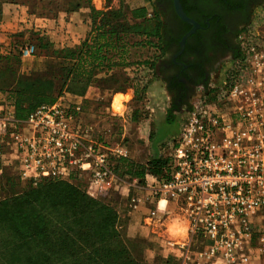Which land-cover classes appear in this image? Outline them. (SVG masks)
Masks as SVG:
<instances>
[{"label": "built area", "instance_id": "1", "mask_svg": "<svg viewBox=\"0 0 264 264\" xmlns=\"http://www.w3.org/2000/svg\"><path fill=\"white\" fill-rule=\"evenodd\" d=\"M16 47L21 58L35 55L33 45ZM142 68L130 67L134 76ZM123 104L105 111L125 120ZM181 115L178 134L158 146L167 161L162 175H150L147 186L156 207L149 217L172 205L187 222V232L207 240V255L216 264H246L241 253L254 238L264 256L262 43L242 51L221 83L200 86ZM118 157H125L123 148L86 122L82 103L67 93L23 119L13 103L0 102V187L9 172L21 186L31 187L45 179L72 182L86 176L103 192L115 176Z\"/></svg>", "mask_w": 264, "mask_h": 264}, {"label": "rangeland", "instance_id": "2", "mask_svg": "<svg viewBox=\"0 0 264 264\" xmlns=\"http://www.w3.org/2000/svg\"><path fill=\"white\" fill-rule=\"evenodd\" d=\"M60 4L61 8L69 10L74 6H81L87 14V33L83 39L75 34H64L54 29H37L26 27V32L30 31V37L21 36L22 39H18L19 44H31L34 45L36 54L34 57L21 58L18 55L12 57L13 62H8L6 68H0V102L7 101L13 102V97L16 96L19 99H32L35 97L36 103L41 98L50 100L63 93L68 92V89L64 86L66 82L65 75L67 70L70 72L81 71L84 68H90L88 64L82 60L85 58L84 47L82 43L84 40H88L89 44L101 45L102 50L106 52V61L109 65L119 67L122 62L126 63V71H119L107 77V83L112 86H126L133 94L131 99L127 102L128 113L127 118H133L134 123H129L127 130L133 133L137 130V124L144 120H149V132L153 135L152 140L148 144L139 142L136 137L131 141L129 136H126V141L129 145H132L140 153V157L134 159H128L127 157L115 158L120 160H126L132 162V164H144L147 160L153 158L158 153V146L166 143L173 136L177 135L181 125V121L185 115H181L183 110H177L172 107L170 97L167 95L164 89V82L160 80L159 76L154 73V67L157 64V59L160 58L162 52L160 46L163 42L155 38L153 35L145 37L143 33L138 35L128 29L129 25L132 26L134 22H142V18H132L131 12L133 10H145V23L139 28L145 26V32L153 30L156 21L164 19L161 10H158L153 4L152 0H54ZM102 6L99 10H96L93 5ZM169 9V8H168ZM2 10V7H0ZM170 15V10H166ZM141 13V11H139ZM30 20V16H28ZM32 29V30H31ZM140 29H138L139 31ZM164 28L161 26L160 31L163 32ZM143 32V30L141 31ZM144 32V33H145ZM163 37V36H162ZM149 42L155 44L152 46ZM239 42V54L236 58L242 57V51L245 53L249 50V45L253 43H262L264 47V5L257 7L252 14V19L248 26L245 27L238 37ZM244 42L241 47V43ZM81 54L80 62L78 63L75 54ZM65 55V58L60 60L59 55ZM83 56V57H82ZM34 58V59H33ZM231 60L226 64L220 66L217 70L212 72L208 82L203 85L217 84L223 81V74L226 69L235 65V61ZM35 61L33 62L32 61ZM89 60V59H85ZM113 62V63H112ZM147 63H153V67H150ZM120 63V64H119ZM45 64L44 69H38L40 65ZM135 64H143L145 68L140 69L134 76L130 67ZM84 77L78 75L74 78V82L81 88L84 83ZM198 88L195 95L197 94ZM19 94H25L22 98L17 96ZM73 94V93H72ZM194 95V96H195ZM193 96V97H194ZM29 100L27 102H29ZM192 100V99H191ZM28 104V103H25ZM190 105V104H189ZM105 106H98L93 111H90L88 106V116L84 110L85 120L88 123L96 125V130L101 132L106 141L113 142L112 135H117L120 131L119 120L117 117H109L105 111ZM167 114H171L173 121L170 123L165 122ZM92 117H90V116ZM121 120V119H120ZM122 122V121H121ZM112 127L115 131L110 134L108 129ZM114 163V162H113ZM130 170L128 161L118 164L117 170L114 172L118 177H127ZM129 179H132L129 177ZM81 182V187L86 192L98 197L99 199L110 202L119 214V225L122 234L124 245L130 251L129 245L132 238V225L130 223V207L126 202L115 203L110 201L105 192L99 191L95 186L90 184V179L86 176L78 177ZM21 188H2L0 187V198L10 194L11 192L20 191ZM261 222L262 219L257 220ZM255 243V238L252 239ZM195 244L207 246L208 242L202 236H199L198 241ZM131 253V251H130ZM132 254V253H131ZM207 254V251H206ZM260 255V254H259ZM133 257H135L132 254ZM137 258V257H135ZM207 258V256L205 257ZM140 259V258H138ZM146 264H180L178 260L173 258H166L159 263H150L146 260L140 259ZM203 262V261H202ZM200 264H205L204 262ZM185 264H193L188 259Z\"/></svg>", "mask_w": 264, "mask_h": 264}, {"label": "trees", "instance_id": "3", "mask_svg": "<svg viewBox=\"0 0 264 264\" xmlns=\"http://www.w3.org/2000/svg\"><path fill=\"white\" fill-rule=\"evenodd\" d=\"M131 16L134 19L142 18V22H134L128 29L138 32V35L143 33L145 37L153 35L162 41L159 20L155 22L152 32H145V26L139 28L147 21L145 10H133ZM149 43L155 46L152 42ZM18 45L17 41L10 43L9 55L19 56ZM82 45L85 46V58L82 61L89 63L90 68L79 72L67 70L65 75L64 86L74 94H82L97 71L106 72L116 65L106 62L109 59L101 45L89 44L88 40H84ZM36 50L35 48V54ZM160 51L162 52V46ZM80 56L79 52L75 54L78 63ZM4 57L0 56V59ZM65 57L66 54L58 56L60 60ZM144 63L154 66L151 62ZM123 64L126 63L121 65ZM78 75L85 78L81 88L74 82ZM19 95L22 98L25 94L17 93L18 97ZM58 96L50 100L41 98L38 103L35 97L29 100L14 96L12 103L17 118L23 119L36 106L52 102ZM173 120L168 114L165 122ZM152 137L150 134L149 139L152 140ZM120 159L113 160L114 172L118 164L127 160L130 170L126 173L139 182L147 174L157 177L162 175L167 161L159 152L144 164H132L128 159ZM1 187H16L21 190L0 198V264H146L133 257L124 245L119 214L113 204L86 192L78 178L72 182L45 179L31 187L21 186L16 177L8 172L4 175Z\"/></svg>", "mask_w": 264, "mask_h": 264}, {"label": "crops", "instance_id": "4", "mask_svg": "<svg viewBox=\"0 0 264 264\" xmlns=\"http://www.w3.org/2000/svg\"><path fill=\"white\" fill-rule=\"evenodd\" d=\"M93 6L96 10L102 7L99 4ZM0 7H2L0 10V56H5L0 59V67H6L8 62H13L12 55L3 54L2 51H9L10 43L18 42V39H22L21 36L30 37L31 32H26V27L34 28V30L54 29L64 34H75L83 39L86 37L87 14L79 5L66 10L54 0H0ZM44 67L45 64H42L38 69L42 70ZM119 71H126V64L110 68L106 72L97 71L82 94H67L71 99L82 103L86 116L89 114L88 106L90 111L102 105H111L113 110H116L120 108L121 101H124L123 105L126 108L133 93L124 85L112 86L106 81L107 77ZM117 118L120 121V131L117 135L111 136L114 139L112 143L123 148L125 158L140 157L137 149L126 141V136H129L131 141L136 137L139 142L148 144L150 141L149 120L140 121L136 126L137 130L131 133L127 130V126L130 122L135 124L133 118L129 117L127 121ZM113 119L116 118L113 117ZM108 131L110 136L115 128L110 126ZM150 181L149 174L145 175L142 182L136 178L129 179L126 175L124 177L115 175L104 191L110 201L127 202L130 207V223L133 228L129 245L131 253L150 263H159L170 257L178 260L180 264H185L187 259L193 264H200L202 261L205 264H216L206 254V246L195 244L199 236L187 232V222L172 205L165 211L158 210L154 216L149 217L150 210L156 207V201L147 186ZM241 256L245 257L246 264H264V256L258 254L253 242L243 254L241 253Z\"/></svg>", "mask_w": 264, "mask_h": 264}, {"label": "flooded vegetation", "instance_id": "5", "mask_svg": "<svg viewBox=\"0 0 264 264\" xmlns=\"http://www.w3.org/2000/svg\"><path fill=\"white\" fill-rule=\"evenodd\" d=\"M178 1L186 19L173 0H152L164 16L162 55L154 73L164 82L172 107L181 111L212 72L238 56V37L264 0Z\"/></svg>", "mask_w": 264, "mask_h": 264}, {"label": "water", "instance_id": "6", "mask_svg": "<svg viewBox=\"0 0 264 264\" xmlns=\"http://www.w3.org/2000/svg\"><path fill=\"white\" fill-rule=\"evenodd\" d=\"M174 2V7H175V10L176 12L184 19H186L184 13L182 12V9H181V6H180V3L178 0H173Z\"/></svg>", "mask_w": 264, "mask_h": 264}, {"label": "bare ground", "instance_id": "7", "mask_svg": "<svg viewBox=\"0 0 264 264\" xmlns=\"http://www.w3.org/2000/svg\"><path fill=\"white\" fill-rule=\"evenodd\" d=\"M118 109H120V108H118Z\"/></svg>", "mask_w": 264, "mask_h": 264}]
</instances>
